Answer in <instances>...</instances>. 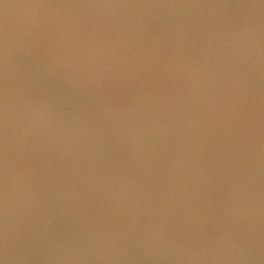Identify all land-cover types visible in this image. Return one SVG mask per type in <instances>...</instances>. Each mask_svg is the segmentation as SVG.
Instances as JSON below:
<instances>
[{
	"label": "water",
	"instance_id": "obj_1",
	"mask_svg": "<svg viewBox=\"0 0 264 264\" xmlns=\"http://www.w3.org/2000/svg\"><path fill=\"white\" fill-rule=\"evenodd\" d=\"M0 264H264V0H0Z\"/></svg>",
	"mask_w": 264,
	"mask_h": 264
}]
</instances>
